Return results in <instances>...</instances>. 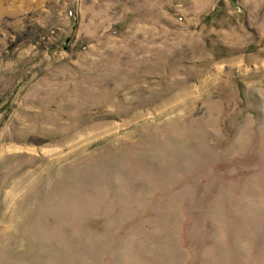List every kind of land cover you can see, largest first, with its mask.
Listing matches in <instances>:
<instances>
[{"label":"rangeland","instance_id":"374dc122","mask_svg":"<svg viewBox=\"0 0 264 264\" xmlns=\"http://www.w3.org/2000/svg\"><path fill=\"white\" fill-rule=\"evenodd\" d=\"M0 264H264V0H0Z\"/></svg>","mask_w":264,"mask_h":264}]
</instances>
